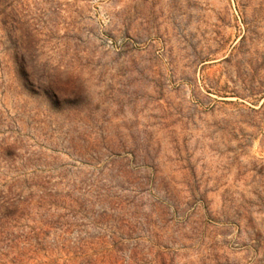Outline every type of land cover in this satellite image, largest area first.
<instances>
[{
    "label": "rangeland",
    "instance_id": "obj_1",
    "mask_svg": "<svg viewBox=\"0 0 264 264\" xmlns=\"http://www.w3.org/2000/svg\"><path fill=\"white\" fill-rule=\"evenodd\" d=\"M0 264H264V0H0Z\"/></svg>",
    "mask_w": 264,
    "mask_h": 264
},
{
    "label": "trees",
    "instance_id": "obj_2",
    "mask_svg": "<svg viewBox=\"0 0 264 264\" xmlns=\"http://www.w3.org/2000/svg\"><path fill=\"white\" fill-rule=\"evenodd\" d=\"M18 65H19V69L21 71V74L24 76V77H28L30 78V75L27 73L26 71V67L25 65H23V61L20 59V61L18 62Z\"/></svg>",
    "mask_w": 264,
    "mask_h": 264
}]
</instances>
